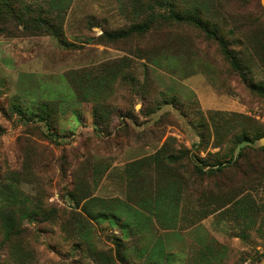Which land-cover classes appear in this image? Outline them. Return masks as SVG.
I'll return each instance as SVG.
<instances>
[{
  "label": "rangeland",
  "instance_id": "374dc122",
  "mask_svg": "<svg viewBox=\"0 0 264 264\" xmlns=\"http://www.w3.org/2000/svg\"><path fill=\"white\" fill-rule=\"evenodd\" d=\"M159 1L168 2L21 0L63 37L0 38V209L26 214L9 242L0 219V264L263 261L264 137L242 150L231 141L264 131V36L239 29L251 21L264 26V8L260 0H169L185 18L195 8L218 42L188 20L177 22ZM139 26L148 29L138 34ZM212 69L210 80L204 73ZM89 84L113 90L101 102L79 104L85 116L90 106L101 113L109 128L101 132L85 117L70 126L74 134L52 142L43 126L1 110L17 93L37 100L40 92L62 100L55 109L69 125L74 88ZM133 162L143 165L132 192L154 185L149 170L167 174L157 203L154 189L135 198L140 205L126 196L122 173ZM10 185L49 217L5 200L1 191L11 196ZM68 192L111 207L86 211L83 201L76 209ZM13 251L23 261H11Z\"/></svg>",
  "mask_w": 264,
  "mask_h": 264
},
{
  "label": "trees",
  "instance_id": "16d2710c",
  "mask_svg": "<svg viewBox=\"0 0 264 264\" xmlns=\"http://www.w3.org/2000/svg\"><path fill=\"white\" fill-rule=\"evenodd\" d=\"M158 4L162 7L165 6L166 8H168L169 13L174 15L177 22L178 21L182 22V20L184 21L188 20L187 22L191 23L192 25L197 26L198 28H200L199 30H202L207 35L209 34L210 35V36L208 35L209 37L219 42L218 40L219 37L210 30L209 25H205L203 23V19L202 17H200V13H198V11L195 10V8L190 9L189 11H184V14L189 16L188 18H185V17H182L183 15H182L181 8L180 7L177 8V5H173L169 0L167 3H162L161 1H159ZM247 27H251L255 29L256 31L254 32L264 36V26L263 25H256V24H253L251 21L248 25L239 27V29H245ZM147 29L148 27L146 26H141V27L139 26V27H135V32L140 34V33L146 32ZM129 31L135 34L132 30H129ZM123 33H126V32H123ZM59 34L56 32L55 27L52 25L51 21L44 19L42 17L41 18L37 17L35 12L28 10V8L22 5L21 0H0V38L7 37L10 39H16L19 37L25 38V37H37V36H53L54 38L59 39L63 37L62 33L61 35ZM105 35H107L106 32H105ZM114 36H116V33H114ZM60 42H64V41H60ZM263 51L264 50H261V52ZM260 54H261V57H260L261 60L264 61V55H263L264 53L263 54L260 53ZM212 71L215 72V70L212 69L210 72L208 71L207 73H204L208 78L210 76V80L213 78V75L210 74L212 73ZM72 90H73V85H72ZM106 94L108 95L113 94V90L112 89H108V90L100 89L99 90L95 88L94 85L91 86L90 88V84L87 85L86 87H84V85H82V87H79L76 85L74 88L73 97H75L74 102L78 104V107L72 110V114H71L72 117L70 116L72 122L69 123V125L67 123L66 125H64L61 119L59 110L55 109L61 103L62 100H59V99L55 100L52 98L45 99L44 95H42V93L40 92L38 94L37 100L34 98H23L21 94L18 95L17 93L15 94V98H13L14 99L13 102L12 103L9 102L7 111L5 110L6 109L5 107H2L1 110L4 112V114L6 115L9 114L11 118L16 117L17 120L25 123L28 126L31 124H38L40 126H43L47 130V133H48L47 139L51 140L52 142H56L57 138H65L66 134L68 138V136L71 135L70 133L74 134V130L70 126H72V123H79V124L80 122L82 123L85 117L87 118L85 122H89L91 118V122L93 123L94 127L98 131L101 132L102 130L109 129L107 128L108 125H106V123L103 122V117L97 109H96L97 111H95L93 110L91 106L90 108L88 107L84 109L85 112L88 113L87 115L90 116L89 118L87 115L85 116L79 111L80 103L85 104L87 102V104H90V102H101L103 101L102 98ZM108 111H109V107H107L105 109V113L104 114L102 113V114L107 115ZM242 133H243L242 135L235 137L234 141H231V145H235L236 149L237 148H239L240 150L244 148L250 149L251 147L249 145H256L259 139L264 137V131H262L261 128L254 129V134H255L254 138H251L250 134L246 131H243ZM233 159L228 161L229 163H225V164L233 163L234 162ZM142 163L143 162L130 163L126 165L122 173L124 179L127 181L126 196L128 198L129 197L132 198L135 204L140 205L138 201H135L136 200L135 198H137V196L138 197L140 196L150 197V195L147 193L154 189V193L151 194V198H154L156 201L155 203H157V201L163 194L162 191L164 189L162 186H160L161 179L165 177L162 175H167V174H165V172L163 173H160L159 171L151 172V170H149V172L147 173V176H151V174L156 176L154 177L155 178L154 185H152V183L149 182L148 184H145V186H141L140 188L137 189L138 194L135 193V191L132 192L133 190L132 181L134 180L133 176L137 172L136 169L139 168L141 165H143ZM153 163H155L157 166V163L155 162V160ZM225 164L223 165V167L225 166ZM223 169L224 168L219 167V171ZM197 170L198 172H200V174L204 173V169L202 167H197ZM171 172L175 174H179V169L175 168L174 171H171ZM178 178L179 177L176 175L174 176L173 179L174 181L177 182ZM131 179L132 181L130 182ZM9 187L11 188V191H12L10 192L11 196L7 195L8 193L1 191V195L5 200H7L8 202H12L15 205H23L24 203L28 202V205H26L24 209L28 207L32 208L33 216H36L38 218L39 217L41 218L43 215L45 218L49 217V213L44 214L43 209L36 203L34 205V202L30 200L29 197L25 193H23L24 191L21 192L20 188L18 189L16 187H13L12 185H10ZM87 195L88 194L81 197V195L78 193L68 192V196L73 201L76 209L80 208L83 201L86 202V204L90 202L89 199L91 198V196H87ZM89 207H92V209L96 208L100 210H105V209L107 210L111 207V203L106 200L98 198L96 199V201H91L88 204V206H86L85 210L88 211ZM140 207L143 208L145 211L150 209L148 206H144V207L140 206ZM19 210H22V208ZM20 213H21L20 211H17L15 209H11V210L0 209V219L2 222L3 229H4V239L6 242H9L11 238L15 236L16 234L18 235L21 234L20 224L23 223L24 217H26V214L22 212L23 214L20 215ZM93 252L95 255H99V251L94 250ZM19 253L13 251L11 255V261H16L17 263H20V261H23V258L19 255ZM120 259H122V257H120Z\"/></svg>",
  "mask_w": 264,
  "mask_h": 264
},
{
  "label": "water",
  "instance_id": "95a60500",
  "mask_svg": "<svg viewBox=\"0 0 264 264\" xmlns=\"http://www.w3.org/2000/svg\"><path fill=\"white\" fill-rule=\"evenodd\" d=\"M260 1H261L263 8H264V0H260ZM258 144H259V146H264V138L261 139V141ZM260 264H264V259Z\"/></svg>",
  "mask_w": 264,
  "mask_h": 264
}]
</instances>
